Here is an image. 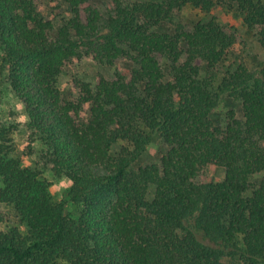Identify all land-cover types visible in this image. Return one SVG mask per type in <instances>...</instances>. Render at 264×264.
Instances as JSON below:
<instances>
[{
  "label": "trees",
  "instance_id": "trees-1",
  "mask_svg": "<svg viewBox=\"0 0 264 264\" xmlns=\"http://www.w3.org/2000/svg\"><path fill=\"white\" fill-rule=\"evenodd\" d=\"M47 1L69 17L56 26L38 0H0L1 83L27 114L26 154L73 181L78 217L12 155L0 128V205L25 227L0 230V264H264V64L215 77L236 43L213 15L222 0H115L105 11ZM186 6L211 18L187 30L174 22ZM227 6L264 51V2ZM166 23L174 32L156 30ZM81 56L134 67L94 86L78 81L79 95L65 100L58 78ZM225 98L241 102L243 120L230 111L216 123ZM156 134L167 154L133 168ZM210 165L225 179L198 182Z\"/></svg>",
  "mask_w": 264,
  "mask_h": 264
},
{
  "label": "rangeland",
  "instance_id": "rangeland-1",
  "mask_svg": "<svg viewBox=\"0 0 264 264\" xmlns=\"http://www.w3.org/2000/svg\"><path fill=\"white\" fill-rule=\"evenodd\" d=\"M124 4L135 1H161V0H120ZM264 2V0H262ZM115 0H89V3L94 8L100 10H108L114 7ZM39 10L43 15L51 20L56 26L64 17H69L67 9L62 7L55 9L47 0H38ZM213 15H217L218 21L226 29L227 32L233 33L236 36V43L229 53L226 61H224L218 69L214 71L215 77L218 79L226 71L227 68L237 64H244L249 70L257 71L264 64V51L261 48L257 37L246 27L243 26L241 19L236 15L233 9L227 6V0H222L213 11ZM211 15H205L198 9L191 6L183 8L181 15L174 22L181 24L185 29L191 30L193 26L199 22L208 20ZM158 32H174V23H166L156 29ZM1 64V60H0ZM134 64L126 58L118 59L113 65H103L95 62L92 58L81 56L70 63L60 75L57 81L62 98L70 100L79 95V89L76 82L82 81L95 85V82L100 77L107 80H112L116 73L128 75ZM207 74L203 71L202 76ZM4 76V75H3ZM3 76H0V128L10 130V137L13 139L11 145L13 156L21 158L22 164L41 172L42 178L49 181V191L57 203H64L66 206L65 213L71 218H77L78 213L76 208L69 203L70 187L59 185V181L63 178L55 177L49 169L43 166L37 154L28 156L26 154V146L28 144V129H27V114L23 104L11 92L6 84L1 83ZM233 111L235 118L243 120L242 104L239 100L225 98L221 103L217 113L214 116L216 123L225 126L229 119V112ZM38 148V147H35ZM169 150L168 145L158 135H154L152 142L147 146L146 151L133 164V168L157 163L164 157ZM225 179V169L213 165L208 166L197 178L198 182H220ZM2 182L0 180V187ZM18 226L21 231L25 227L19 225V220L16 213L11 207L0 205V230H7L11 227ZM226 263L230 262L225 260ZM57 264H67L66 262H58Z\"/></svg>",
  "mask_w": 264,
  "mask_h": 264
},
{
  "label": "clouds",
  "instance_id": "clouds-1",
  "mask_svg": "<svg viewBox=\"0 0 264 264\" xmlns=\"http://www.w3.org/2000/svg\"><path fill=\"white\" fill-rule=\"evenodd\" d=\"M72 183H73V181H71L67 177H65L59 181V185L65 187V188L70 187L72 185Z\"/></svg>",
  "mask_w": 264,
  "mask_h": 264
}]
</instances>
